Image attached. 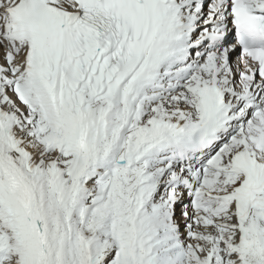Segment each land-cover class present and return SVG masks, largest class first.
Returning <instances> with one entry per match:
<instances>
[{
  "label": "snow or ice",
  "instance_id": "1",
  "mask_svg": "<svg viewBox=\"0 0 264 264\" xmlns=\"http://www.w3.org/2000/svg\"><path fill=\"white\" fill-rule=\"evenodd\" d=\"M0 53V264H264V0H0Z\"/></svg>",
  "mask_w": 264,
  "mask_h": 264
},
{
  "label": "bare ground",
  "instance_id": "2",
  "mask_svg": "<svg viewBox=\"0 0 264 264\" xmlns=\"http://www.w3.org/2000/svg\"><path fill=\"white\" fill-rule=\"evenodd\" d=\"M4 61H3V58H2V53H0V64H2Z\"/></svg>",
  "mask_w": 264,
  "mask_h": 264
},
{
  "label": "rangeland",
  "instance_id": "3",
  "mask_svg": "<svg viewBox=\"0 0 264 264\" xmlns=\"http://www.w3.org/2000/svg\"><path fill=\"white\" fill-rule=\"evenodd\" d=\"M177 215H179V209H177Z\"/></svg>",
  "mask_w": 264,
  "mask_h": 264
}]
</instances>
